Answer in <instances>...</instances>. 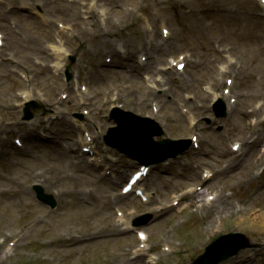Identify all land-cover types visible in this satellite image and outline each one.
Returning a JSON list of instances; mask_svg holds the SVG:
<instances>
[{
  "label": "rangeland",
  "instance_id": "rangeland-1",
  "mask_svg": "<svg viewBox=\"0 0 264 264\" xmlns=\"http://www.w3.org/2000/svg\"><path fill=\"white\" fill-rule=\"evenodd\" d=\"M28 1L24 7L19 0H0V264H190L229 232L244 234L250 245L222 264H264V231L246 227L239 217L264 206V110L257 118L252 114L264 103V21L256 0ZM90 3L104 11L105 22L100 11L87 9ZM42 17L48 26H37ZM145 17L152 19L151 33ZM162 23L170 39L162 38ZM146 34L149 43L139 46ZM59 44L67 53L62 72L51 68L48 50ZM180 61L184 73L175 69ZM78 71L83 88L77 87ZM226 80L235 83L239 101L231 110L222 100L217 113L225 116L217 117L218 101L208 88L221 95ZM28 101L44 109L31 111L25 122ZM116 107L141 117L134 127L143 118L156 122L163 134L153 141H180L165 152L188 148L149 167L138 184L148 194L145 202L120 195L140 165L105 141ZM157 131L153 126L146 140ZM85 138L92 151L80 147ZM210 170L214 177L201 181ZM33 185L53 196L54 210L36 200ZM196 188L208 190L207 198L218 191L232 197L198 212L205 196L199 200L193 191L182 198ZM171 195L183 196L174 205ZM218 216L222 220L210 231L208 219ZM60 223L73 229L49 236ZM138 232L147 235V255L134 253L142 245Z\"/></svg>",
  "mask_w": 264,
  "mask_h": 264
},
{
  "label": "bare ground",
  "instance_id": "bare-ground-1",
  "mask_svg": "<svg viewBox=\"0 0 264 264\" xmlns=\"http://www.w3.org/2000/svg\"><path fill=\"white\" fill-rule=\"evenodd\" d=\"M19 1L22 3L21 5H23L24 7L26 6V5L23 4V3H25V2H23V0H19ZM224 1H228V0H222L221 2H224ZM229 1H231V0H229ZM30 5H32V4H30ZM220 5L221 4L218 3V4L215 5V7H218ZM33 8L34 7H31V9H33ZM152 8H154V5L152 6ZM87 9L89 11H97V12L100 11L99 13L103 14L102 10L99 9V6L96 5V3H90ZM132 11H133V13H135L134 10H132ZM214 14H215L216 17L220 18L219 13L214 12ZM41 16H43V14H41ZM126 17L128 18V16H126ZM129 19H131V18H129ZM144 21L146 23V24H144V28L146 29V32H150L151 33V31H152V28H151L152 25L149 22H147L146 19H144ZM153 21H155V19ZM42 22L48 23L49 21H48L47 18L42 17ZM165 29L166 28L164 26H161V36L163 38H165V37L168 36V34L164 32ZM83 34H85V33H83ZM118 39H121V37H118ZM124 41H128V39H124ZM137 41L139 43V46H142L143 44L144 45L145 44H148L149 43V41H148V35L146 34V36L144 38H140ZM1 45H3V43ZM144 47H142L140 49V51H142L144 49ZM45 48H46V46H45ZM48 50H49V52H51L52 58L54 60L52 62L51 68H53L56 72H61L63 70V68H64V65L62 63V60L64 59L65 56H67L66 50H64L62 48L61 44H59L58 46L57 45H55V46L54 45H48ZM31 55L32 54L29 52L27 56H31ZM36 58L38 59V57H36ZM140 62H141V60H140ZM180 63L181 62H178L176 65H178ZM79 64H80V62H79ZM79 64L77 65V67L80 66ZM230 64H233V62L232 61H229V69H230ZM229 73H231V72H229ZM77 84H78L79 87L82 86V82L79 81V80H77ZM208 89L210 91V95H211V97H212L213 100H216L218 98H222L223 99L224 98L223 96H225L227 99H229L230 103L227 106L231 108L232 98H230V96L225 95V94L224 95L217 94L214 87H213V89H212V87H210ZM230 91L232 93L233 92V88ZM30 97H31V94L30 93H26L25 95H23L24 100H28ZM234 99L235 100H234L233 105L237 106L238 101H239V98L238 97H234ZM263 107H264V103L258 109H257V106H256L254 108V110L252 111V114H254L256 116V118H257L260 115V113L264 110ZM189 119L192 121V118L191 117H189ZM91 145H92L91 143L87 142V139L86 138L81 140V146L80 147H82V148H88L89 147L88 149H92V146L93 145L92 146ZM240 151L241 150H239L238 152H240ZM262 156L264 157V149H263V152H262ZM94 160L98 161L97 158H94ZM254 163L252 165H254ZM246 174L247 175H250V170L248 172H246ZM213 177H214V174H212L211 171H210V172H208L205 175L204 178H202V180H204L206 178H209L210 179V178H213ZM241 182H243V181H241ZM194 190H195V192H198V193L200 192V194H195L194 195V193H193ZM207 191L208 190H205V191L203 190L202 191L199 188L189 189V190H187V193L182 198L187 197L188 195H194V196H196L197 199L200 200V196H205L206 197L205 198V204H201V205L198 206V212H203L204 211V208L208 207V205H210L212 202H216V201H218L220 199H227V198L229 199L230 197H232V194H230V195H228L227 198L226 197L223 198L221 192L218 191V194L215 196V198L213 200H211L212 197L207 198L208 193H206V195H205V192H207ZM142 195L144 197H147V195L145 194V192H142ZM172 195H171V199H172V202L173 203H175L176 201H179V197L181 195L179 197L177 196L175 198L172 197ZM210 200H211V202H208ZM228 206H229V209H230V204H227V205L225 204V208L224 209L226 210L228 208ZM185 207H188V205H186ZM179 208L181 209L182 212L185 210L184 207L181 208V205L179 206ZM227 212H228V210H227ZM239 217H240L241 221H244L246 223V225H245L246 227H256L257 228V231H264V206L262 207L261 210L257 211V213H254L251 216H249V215L248 216H246V215H240ZM221 220H222V218L220 216L209 218L208 219V224H209L208 225V229H210V231H212L215 228L216 223L219 222V221H221ZM119 221H122V226H124V228L127 229V228L130 227L129 222L127 220H123L122 217H120ZM71 229H73V228L68 229V224H61V223L60 224H56L51 229V232H50L49 236L50 235L51 236L52 235L55 236V235L61 234L62 232H65V231L71 230ZM144 236H145L146 239L145 240H142V246L139 249H137V250L134 251V253L136 255H138V256L147 255L148 254V251L151 249V248H147L146 246L143 245V243H145L146 240H147V235L144 234ZM152 259H153V254L150 257H148L149 262H151Z\"/></svg>",
  "mask_w": 264,
  "mask_h": 264
},
{
  "label": "water",
  "instance_id": "water-1",
  "mask_svg": "<svg viewBox=\"0 0 264 264\" xmlns=\"http://www.w3.org/2000/svg\"><path fill=\"white\" fill-rule=\"evenodd\" d=\"M27 117L30 118V115L28 114V112H27ZM150 143H152V142H150ZM169 143H172V142H169ZM130 144H131V146H133L132 143H130ZM152 144H153V143H152ZM161 145H163V143L158 144V146H161ZM129 151H130V152H134V151H135V147H129ZM166 157H167V156H166ZM166 157H162V158L157 159V160H154V161H148V163H149V162H151L152 164H154V163H159V162L165 160ZM148 163H145V165H148ZM35 190L37 191V194H38L37 197H38L39 200L43 201L44 203H46V204H48V205H50V206H52V207L55 205V202L52 200L51 197L42 195V190H41L40 188L35 187ZM218 260L220 261V259H218ZM218 260H217V261H218ZM203 262H204V260H199L197 264H203ZM210 263H211L210 261L207 262V264H210ZM195 264H196V263H195Z\"/></svg>",
  "mask_w": 264,
  "mask_h": 264
}]
</instances>
